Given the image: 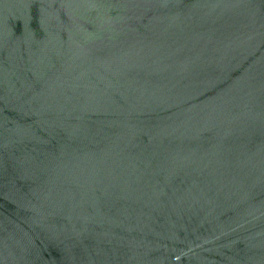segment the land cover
<instances>
[{
    "label": "water",
    "instance_id": "obj_1",
    "mask_svg": "<svg viewBox=\"0 0 264 264\" xmlns=\"http://www.w3.org/2000/svg\"><path fill=\"white\" fill-rule=\"evenodd\" d=\"M0 264H264V0H0Z\"/></svg>",
    "mask_w": 264,
    "mask_h": 264
}]
</instances>
